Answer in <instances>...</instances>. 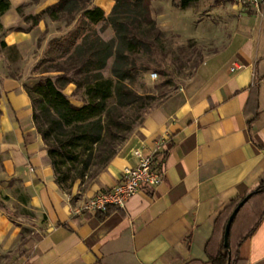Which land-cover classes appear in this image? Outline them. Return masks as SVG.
<instances>
[{"label":"crops","instance_id":"1","mask_svg":"<svg viewBox=\"0 0 264 264\" xmlns=\"http://www.w3.org/2000/svg\"><path fill=\"white\" fill-rule=\"evenodd\" d=\"M29 1L9 0L0 15V40L26 50L17 77L0 67V264H210L206 247L212 251L221 240L218 215L264 179V10L232 0H197V10L150 0V16L161 31L183 36L187 28L202 27L207 38L186 37L207 42L225 36V42L180 91L144 116L121 151L70 200L55 182L24 88L28 76H43L32 68L48 42L68 31L47 30L60 21L46 16L15 30L24 14L18 7ZM55 2L28 5L40 13ZM91 2L105 15L114 4ZM160 137L165 145L157 156L163 171L157 186L140 185L123 207L102 218L73 210L118 183L123 169L138 163L134 152L146 156ZM15 205L31 209L33 218L15 214ZM261 211L238 248L239 264H264V206ZM247 212L250 206L242 218ZM239 220L234 237L252 226Z\"/></svg>","mask_w":264,"mask_h":264},{"label":"trees","instance_id":"2","mask_svg":"<svg viewBox=\"0 0 264 264\" xmlns=\"http://www.w3.org/2000/svg\"><path fill=\"white\" fill-rule=\"evenodd\" d=\"M196 2L172 0L173 5L181 9ZM149 5L150 0H114L111 11L105 15L101 8L90 6L89 0H57L42 11L53 21L74 22L64 36L48 42L44 57L34 66V69H41L37 73L60 72L55 80L40 76L33 85L25 87L31 102L32 121L45 145L59 186L67 180L62 168V150L80 147L91 155L96 145L98 153L95 156L99 163H107L115 153L116 144L132 129L136 117H131V113L136 110L138 117L143 118L154 108L152 103H144L145 99H151L149 95L141 96L131 87L139 74L147 72L148 65H143L141 58L150 57L162 43L159 36L163 32L151 18ZM9 7V0H0V15ZM98 22H105L112 29L114 39L105 41L98 35L95 28ZM0 45L6 46L4 42ZM110 57L113 58L110 70L114 79L105 78L101 73ZM68 72L73 77H69ZM68 83H74L82 92L84 103L81 106L72 104L63 93ZM253 191L230 224L228 247L223 243L224 225L237 202L246 194L232 200L218 215L216 229L219 227L221 240L212 251L206 247L210 264H239L238 248L263 215L264 179ZM251 202L253 210L242 218ZM113 208L108 206L94 214L102 218ZM240 218L252 226L234 237Z\"/></svg>","mask_w":264,"mask_h":264},{"label":"rangeland","instance_id":"3","mask_svg":"<svg viewBox=\"0 0 264 264\" xmlns=\"http://www.w3.org/2000/svg\"><path fill=\"white\" fill-rule=\"evenodd\" d=\"M89 1L90 6H92L91 0ZM30 2H37V0H30L28 4ZM28 4L21 6L20 8L18 7V11H23L24 14H22L23 21L14 24L13 28L15 30H25L27 28H31L38 22V20L43 18V16L48 17L42 12L35 13L37 6H29ZM192 5L194 10H197L199 7L196 3ZM202 14L203 13H201V15ZM72 23H67L63 20H60V22L51 23L48 26L46 25V29L52 32H55L56 30L65 32L69 31V29H72L70 28ZM95 28L98 35L103 40L109 41L114 39L113 31L105 22L96 24ZM2 33L3 29L0 23V37ZM188 35L207 38L208 33L207 30L202 27L198 29L187 28L183 32V36L173 31L163 32L159 36V39L162 41V43L161 46L158 47L157 51L150 57L145 55L141 58L140 62L143 65H148L147 72L144 74H139L135 81L131 83V87L137 92V94L141 96L149 95L151 97V99H145L144 103H152L153 107L156 108L160 106L166 99L180 91V89L195 76L198 67L203 62L205 57L211 52L218 50L221 44L225 42V36L213 38L211 41L208 40L206 42L193 37H186ZM1 42L2 41L0 40V43ZM24 54H26V50L19 49L16 45H0V67L5 69V72L8 74L17 77L22 72ZM43 57L44 53L40 55L38 62ZM112 61L113 58L110 57L107 60L104 68L101 70V73L105 78L114 79L110 70ZM38 62H36V64ZM34 66L32 68V72L37 73L41 70L34 69ZM59 73L60 72L57 71H49L44 72L43 76L51 77L53 80H55L56 75ZM152 73H156L154 78L151 77ZM67 75L69 77H73L71 72H68ZM28 78H31V83H29V85H33L37 79L32 78V76H28ZM25 87L26 84L24 85V88ZM62 91L72 104L81 106L84 103L82 92L76 88L74 83H68L63 87ZM112 101L113 99L110 100V102ZM141 109L142 108L139 107L138 110L141 111ZM129 113L130 112H128V114ZM137 113L138 112L136 110L131 113V117H136L132 125V129L127 133L126 137L122 141L116 144L114 155L121 151L135 130L141 126L144 117H138ZM93 148L94 149L92 150L91 155H89L90 152L80 147L73 150H70V147H67L65 150L61 151V159L63 161L62 168L65 170L67 180L64 185L59 186L57 183L56 184L62 191L70 196V200H75L79 192L84 190V188L91 182L94 176L99 171H101L106 164L99 163V158L95 156L98 153V151H96V145H93ZM86 160L87 165L85 166ZM83 205L84 204L78 205L74 207L73 210L80 209L83 207ZM261 205L262 204L260 203L259 206L261 207ZM248 206H250L251 212L254 208V203L251 202L248 204ZM14 208L15 214L23 217L25 216V218H33L34 214L31 209L22 205H15ZM25 230V227H23L22 233H24Z\"/></svg>","mask_w":264,"mask_h":264},{"label":"built area","instance_id":"4","mask_svg":"<svg viewBox=\"0 0 264 264\" xmlns=\"http://www.w3.org/2000/svg\"><path fill=\"white\" fill-rule=\"evenodd\" d=\"M235 4L252 7L256 10H264V0H232ZM156 73H152L154 78ZM165 145V140L160 137L155 140L152 150L146 156H140L139 152L134 154L139 156V161L135 166L126 167L122 171V177L118 183L107 190H103L93 195L88 201L78 209L91 212L104 211L108 206L114 208L123 207L126 200L138 191L140 185L144 184L149 188L157 186L161 180L163 171L157 167V156L161 155V148ZM5 264H19L16 262H6Z\"/></svg>","mask_w":264,"mask_h":264},{"label":"water","instance_id":"5","mask_svg":"<svg viewBox=\"0 0 264 264\" xmlns=\"http://www.w3.org/2000/svg\"><path fill=\"white\" fill-rule=\"evenodd\" d=\"M254 192V191H253ZM251 192L246 194L244 197H242L237 204L235 205V207L233 208V210L231 211V213L229 214L226 223L224 225V230H223V243L225 247H228V231H229V227L230 224L233 220V218L235 217V215L237 214L238 210L240 209V207L248 200V198L251 196Z\"/></svg>","mask_w":264,"mask_h":264}]
</instances>
